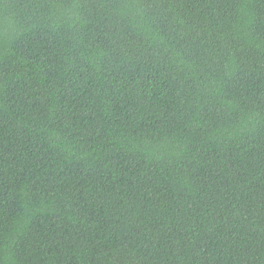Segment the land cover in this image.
<instances>
[{"label":"trees","instance_id":"trees-1","mask_svg":"<svg viewBox=\"0 0 264 264\" xmlns=\"http://www.w3.org/2000/svg\"><path fill=\"white\" fill-rule=\"evenodd\" d=\"M0 264H264V0H0Z\"/></svg>","mask_w":264,"mask_h":264}]
</instances>
